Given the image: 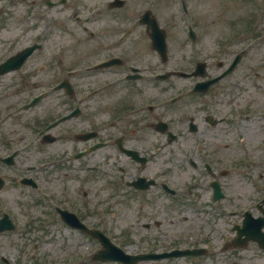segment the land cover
Instances as JSON below:
<instances>
[{"label":"flooded vegetation","instance_id":"1","mask_svg":"<svg viewBox=\"0 0 264 264\" xmlns=\"http://www.w3.org/2000/svg\"><path fill=\"white\" fill-rule=\"evenodd\" d=\"M214 1L0 0V67L37 47L18 70L0 69V218L5 193L13 191L50 209L56 237L96 241L61 211L102 229V212L110 209L113 239L133 243L137 236L148 252L179 242L183 231L208 249L212 264L218 255L245 259L242 249L259 247L234 243L233 228L247 211L260 216L261 193L243 196L232 224L235 203L222 182L225 196L214 201L222 148L230 147L220 140L239 136L251 119L229 97L240 64L199 89L234 61L231 46L215 36ZM162 36L165 59L154 44Z\"/></svg>","mask_w":264,"mask_h":264},{"label":"rangeland","instance_id":"2","mask_svg":"<svg viewBox=\"0 0 264 264\" xmlns=\"http://www.w3.org/2000/svg\"><path fill=\"white\" fill-rule=\"evenodd\" d=\"M244 1L215 0L213 8L215 12L213 18L216 21L213 26L215 27L216 37L231 35L233 25L236 24L231 18L238 14L239 9L241 12L246 9V17H244L245 14H242L240 29L238 30L241 31V38L243 39L240 46L241 48H247L251 44L242 60L243 71H241L236 80V82L242 85L243 90L236 91L232 96H236V100H240L242 105H247L255 119L252 118L251 121L242 123V130L239 136H226L223 140H220L221 144H230V147L222 148L223 152L221 155L226 159L225 164L232 167H241V169L234 167V172H230L229 178L225 180V184L229 185V190L234 193H245L254 190L252 181L254 184H257L259 182L258 176L262 173L261 184L262 188H264V32L262 37H257L256 40L249 33V30L246 29L247 24L252 20L247 14L248 12H252L251 10H255L258 14L253 18V21L258 20L259 22L256 24L258 30H264V0H252V3L249 0L247 2ZM220 11H223L228 19L220 15ZM218 20L221 21L220 24H217ZM232 38L238 39V35H233ZM241 140H244L243 144L240 143ZM86 185L91 186L92 184L87 183ZM5 195L8 204L7 211L13 214L19 224L15 232L7 233L0 237V255H4L10 260L11 264H38L53 261H64L67 264H96L92 263L88 259V256L99 248V244L77 242L72 239L63 242L60 238H57V241H55L50 239L49 236L45 237L41 243L30 241L29 238L36 233V230L41 225V221L46 220L43 214L47 209L39 205L27 203L23 199L24 197L16 192L7 191ZM102 197L105 199L109 196L102 195ZM13 199H16L18 203H12ZM122 212L120 211V214ZM125 214L129 215L130 212ZM110 218L111 216L108 214L106 220H110ZM125 221H128V217ZM50 228L45 227L40 229L48 232ZM182 234L187 233L183 231ZM136 237L134 241H136ZM129 245L133 244L129 243ZM144 246V243H136L133 245V248L135 250L137 247L142 249ZM218 260H220L218 264H226V259H222V256L218 257ZM245 263L264 264V255L258 257L256 254H252V257L247 258ZM0 264L3 263L0 262ZM97 264L115 263L99 262ZM160 264H192V262L191 260L176 259L163 261ZM200 264H212V261L207 259Z\"/></svg>","mask_w":264,"mask_h":264},{"label":"water","instance_id":"3","mask_svg":"<svg viewBox=\"0 0 264 264\" xmlns=\"http://www.w3.org/2000/svg\"><path fill=\"white\" fill-rule=\"evenodd\" d=\"M107 245H108V252H107V256H106V258H114L115 257V251H117V250H119L118 248H116V247H114V246H112L111 244H109V243H107ZM183 254H185V253H183ZM127 257L128 256H124L123 257V260H125V261H127Z\"/></svg>","mask_w":264,"mask_h":264}]
</instances>
